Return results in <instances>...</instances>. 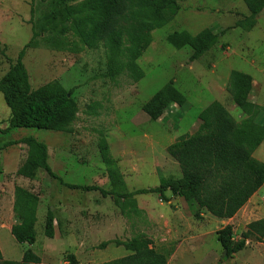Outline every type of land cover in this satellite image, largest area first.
<instances>
[{
  "label": "rangeland",
  "instance_id": "374dc122",
  "mask_svg": "<svg viewBox=\"0 0 264 264\" xmlns=\"http://www.w3.org/2000/svg\"><path fill=\"white\" fill-rule=\"evenodd\" d=\"M85 1L0 0V80L32 40L35 26L39 32L41 24L55 15L58 29L48 28L37 38L36 46L26 53L24 65L33 90L57 82L72 91L79 109L67 133L15 129L3 134L9 128L10 110L0 93L3 259L21 262L27 249L10 232L15 225V193L23 189L39 200L38 236L32 250L44 264H69V256L75 257L77 264L118 260L132 254L124 245L141 235L169 256L168 264H264V243L250 241L245 250L223 261L217 233L231 226L235 241L241 240L247 226L254 222L242 224V214L233 221L215 219L170 192L166 193L168 203L157 194H144L121 199L117 204L115 197H103L100 192L69 190L44 171L37 172L34 179L19 174L28 148L7 145L33 137L47 145L49 165L64 184L111 191L115 185L110 177L113 171L121 176L124 193H133L159 187L161 180L171 176H181L179 165L167 154L171 146L167 145L176 137L171 135L172 127L168 129L166 121L152 122L142 111L171 81L187 99L184 131L191 128L194 116L197 122V114L215 100H220L237 121L246 119L227 93L233 71L256 80L250 98L262 107L256 122L264 125V11L254 29L245 31L237 27L239 21L250 17L244 0H175L179 11L167 26L152 33V44L131 63L124 56L108 57L103 45L90 49L79 43L70 28L73 20L62 18L64 9ZM204 30L221 37L219 44L198 61H190V47L177 50L168 42L175 32L196 36ZM132 65L145 74L139 82L138 73L128 68ZM212 86L217 87L214 93ZM177 109L170 106L165 114ZM104 144L111 155L110 164L104 157ZM256 152L264 162V142ZM49 210L55 214L53 239L45 235Z\"/></svg>",
  "mask_w": 264,
  "mask_h": 264
},
{
  "label": "trees",
  "instance_id": "16d2710c",
  "mask_svg": "<svg viewBox=\"0 0 264 264\" xmlns=\"http://www.w3.org/2000/svg\"><path fill=\"white\" fill-rule=\"evenodd\" d=\"M250 17L239 21L237 27L251 31L264 11V0H244ZM62 20H73L70 28L79 43L92 49L99 45L108 52V57L124 56L131 63L142 56L152 44V33L167 26L179 11L175 0H87L77 7H69ZM68 15V17H66ZM57 17L51 16L42 23L40 31L34 28L32 40L21 50L16 62L0 80V93L10 110L8 134L15 129H36L67 133L77 119L79 109L72 91H67L55 82L39 90H33L24 58L29 49L36 46L37 38L48 28L58 29ZM221 35L204 30L196 36L187 32H175L168 42L177 50L190 47L193 54L191 62L204 57L219 44ZM138 73L136 81L145 74L136 65L128 66ZM253 78L245 73L233 71L230 75L227 93L233 104L246 117L237 121L226 106L219 101L208 105L199 115L201 125L192 135L180 137L167 149V154L181 170V176L161 180L160 186L133 193H124L125 185L117 173L111 171L114 189L104 190L96 186H76L64 184L49 165L47 145L33 137L8 143L7 147L25 145L27 158L19 174L34 179L39 171L58 180L69 190L81 192H100L103 197L121 199L144 194H157L168 203L166 193L183 199L187 204L197 205L219 220L233 219L264 187V163L254 158V154L264 142V125L256 120L262 107L251 101ZM187 103L184 94L176 88L173 81L159 90L142 108L152 122L159 123L170 106L183 108ZM1 133V132H0ZM104 157L111 163V155L104 144ZM15 225L11 235L19 245L27 247L21 262L5 261L0 250V264H43L33 252L37 242L39 200L23 189L15 193ZM55 233V214L49 210L45 222V235L53 239ZM218 242L223 248V261L246 249L248 241L264 243V219L247 226L239 241H235L231 226L217 233ZM125 248L132 254L103 264H168L169 256L157 251L150 239L141 235L126 243ZM24 247V248H25ZM69 264H77L75 257H68Z\"/></svg>",
  "mask_w": 264,
  "mask_h": 264
},
{
  "label": "crops",
  "instance_id": "0c3cea01",
  "mask_svg": "<svg viewBox=\"0 0 264 264\" xmlns=\"http://www.w3.org/2000/svg\"><path fill=\"white\" fill-rule=\"evenodd\" d=\"M253 83L256 84V80L254 78H253ZM212 88H213V91H211V92L214 93L217 90V89H215L217 87L212 86ZM215 101L221 102L220 100H215ZM215 101H213V102H215ZM252 102L255 103V104H257L258 106H260L259 105V102H257V101L255 102V101L252 100ZM183 109H184V107L183 108H179V109H177V111L173 112L171 115L170 114H165L164 117L162 118V120L159 122V124L160 123H163L164 124L165 122H163V121H166V123L164 125L166 126L167 124H169L166 127L167 128L169 127L168 129H170V127H172V129H171V135H175L176 136L175 139H173V142L170 143V144H168L167 147L170 146V145H173L174 143H176V141L180 137H182L184 135H188V134L189 135H192V134H195L198 131L200 125H201V121L199 120V115L201 113L200 112L199 114H197V122L195 121V116H194V121L191 123V128L189 130L187 129L186 131H184L183 128H182L183 127L182 124H184L183 123V120H184V117L187 116V115L183 111ZM167 121H170L171 123H168ZM194 123H197L196 126L194 125ZM193 125L195 127H193ZM183 133H185V134H183ZM254 157L258 161L264 163L263 160H261V158L258 156V153L257 152L254 154ZM263 204H264V187L260 191H258L250 199V201L248 202V204L236 215L235 218H233L232 220H228V221H233L234 219H237L240 214H242V219L240 221L242 224L245 223V222H247L248 220H254V222L263 220L264 219V205ZM247 224H248V222H247ZM10 232H11V229H10ZM256 254L260 258L263 257L260 254L259 251ZM42 263L44 264L43 261H42Z\"/></svg>",
  "mask_w": 264,
  "mask_h": 264
}]
</instances>
